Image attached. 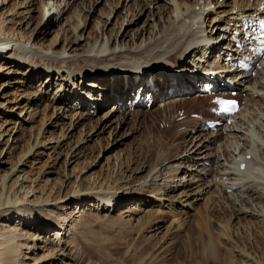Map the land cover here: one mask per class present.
Wrapping results in <instances>:
<instances>
[{
	"label": "bare ground",
	"instance_id": "1",
	"mask_svg": "<svg viewBox=\"0 0 264 264\" xmlns=\"http://www.w3.org/2000/svg\"><path fill=\"white\" fill-rule=\"evenodd\" d=\"M257 4L258 0H0V144L6 156L0 157V264H79L87 218L108 214L104 211L110 212L112 205V211L117 210L129 196L134 200L119 207L112 218L131 229L148 226L147 237L161 232L167 237L178 229L175 222L185 220L190 208L201 202L197 218L204 229L203 256L264 264V63L254 67V74L229 66L241 54L231 38L235 22L263 14ZM187 54L192 55L189 60ZM166 60L177 67L170 71L173 75L166 73ZM148 71L151 81L146 84ZM203 80H217L223 88L231 83L243 92L241 107L229 122L207 130L205 117L194 119L188 116L193 110H186L194 122L190 119L193 123L182 127L181 146H173L175 155L150 167L128 168L145 172L135 183L123 186L124 179L114 175L96 182L90 175L77 179L73 170L78 169L70 163L78 160L75 154L89 141L107 143L109 135L122 141L138 130L129 119L140 118L144 113L137 108L151 104L130 108L124 95L134 84L144 87L152 101L181 87L199 86L193 97L180 100L192 105ZM49 89L47 102L42 96ZM109 99V110L93 120V107L105 106ZM176 110L169 112V122L175 120ZM37 114L39 125L31 129L26 122ZM87 120L92 122L83 131ZM52 138L57 140L49 146ZM71 140L61 169L53 168L55 147ZM43 155L38 167L42 175L24 170L26 161ZM239 160L245 162L242 168L236 166ZM151 199L154 209L141 206ZM73 203L81 206L73 208ZM138 211L143 215L135 217Z\"/></svg>",
	"mask_w": 264,
	"mask_h": 264
},
{
	"label": "rangeland",
	"instance_id": "2",
	"mask_svg": "<svg viewBox=\"0 0 264 264\" xmlns=\"http://www.w3.org/2000/svg\"><path fill=\"white\" fill-rule=\"evenodd\" d=\"M144 17L141 18V20H143ZM48 35H50V33ZM190 54H187L185 56V59L188 58L187 60H189V58H191L192 56ZM157 64L162 65L164 64V62H158ZM175 68L177 67L175 66H173L172 68L167 67L166 73L173 75V73L170 71ZM136 86L137 84H134L132 88H135ZM197 87L199 86H193L192 88H183V87L178 88V90H176L175 93H171V92L168 93L165 96L166 97L165 99L154 100V102L151 103L150 107L137 108V109H142L143 111L141 113L144 114L139 116L141 119L140 118H136L135 120L129 119V122L131 121L129 125H134V127H138V130H136L130 136L125 137L122 141L115 140L117 139V137L115 138L114 135H109V139H108L109 141L107 143L104 140H97L98 142L94 140L89 141L88 142L89 144L87 143L88 145L85 146L82 152H78L79 154L78 153L75 154V157L78 156L77 157L78 160L75 161L77 162V164H75V162L70 163V166H76V169H78L77 172L73 170L74 174H78L77 179H79L80 177L83 178L84 176L86 178L87 175H90L91 178L89 180L96 182V181H100L101 179H106L110 175L112 176L114 175L115 177H120L121 179H124L123 186H126L129 183L130 184L135 183V181L139 178V176L145 173L144 170L131 172L130 171L131 169L136 170V168L142 164L150 167L153 166L155 163H158V161L161 162L163 160H167L171 156L175 155L173 146L177 144L181 146L180 141L182 140L181 138H183L182 130L184 129L182 128L178 130L179 128L177 129V127L175 126L169 128L168 126H160L159 120L164 116L168 118L166 121L169 122L171 118V116L169 118V112L171 111V109L180 108L175 106L174 104L185 106V111L186 109H188L187 111H189L190 109L196 110L198 107V102L205 103L206 98L208 96H200V97L196 96L198 98V101L196 100L195 103L192 105H190L188 102L185 104L181 102L186 98V95L188 94L192 93L190 97L186 99L193 97V95L196 94L195 90L197 89ZM35 88H31L29 90L34 91ZM131 89L129 90V92L131 91ZM48 92L43 94L42 96V98L45 99L47 102L49 101V97L52 95V90L49 89ZM164 92L165 91L163 89L160 90V93H164ZM86 93L87 91L83 90L82 95L86 97ZM128 93L124 95L125 98L128 97ZM106 101H108L109 103L107 102L105 106L99 108L93 107L94 112L97 111L95 114L93 112V120L102 116L104 112L108 111L109 107H111V105L113 104L112 99ZM43 102L44 101H42L41 103L43 104ZM156 114H161V116L160 115L154 116ZM205 114L211 115V113L209 112H206ZM40 116H41L40 114H37L33 118L34 121L33 120L27 121L26 122L27 126H31V129L34 126L33 129H35L37 125H39ZM107 116L109 117L110 113L106 116H103V119H105ZM150 116H153V118ZM187 121L188 120H186L187 125L185 126H190L194 122V120H192L193 122L190 120L188 122ZM48 122L49 121H47L46 123ZM91 122H92L91 120H87V122L85 121V124L87 126L84 125L83 131H86L89 128L88 126ZM80 127L81 126H79L78 128ZM54 129H55L54 134L55 133L57 134L58 131L60 130L58 125L55 126ZM122 131L123 129L120 132ZM174 131L177 133H175ZM75 132L78 133V131ZM74 139H76V136L74 137ZM54 140H57V138H52L51 141H49L50 142L49 146L55 143ZM62 142L63 143L59 147H55L56 152L55 151L54 152L57 155V157H56V162L55 161L54 163L52 162L54 164L53 168L55 169H61L60 163L65 157V151L70 146L71 143H72L71 146L73 145L72 140L66 142L62 141ZM115 142L118 143L115 144ZM170 147L172 149H170ZM2 148L4 149L0 157H3L5 152V146L3 143L0 144V150ZM73 148L71 150H73ZM51 150L52 149L50 148L45 149V151L47 152H51ZM71 152L72 151H69V154ZM74 152H72V155L74 154ZM43 157L44 155L38 161L36 160L26 161L25 165L22 167L30 174L33 175L37 174L38 176H40L43 173L41 172V169H39L38 167ZM5 158L6 156H4L2 159ZM8 161L11 160L9 159ZM89 161H91L92 163L87 164ZM8 166H9L8 163H4L5 168H7ZM54 176L55 173L53 174V177ZM93 176H96L97 178L100 179L96 178L93 180L92 178ZM84 184L86 186L89 185L87 181ZM136 196L137 194H135V197ZM132 200L134 199H132L131 196L127 197L125 199V203L120 204L119 207L122 206L124 207V205L129 204ZM151 201L153 203V199H151L150 202H146L147 204L145 203L146 205H141V206L146 207L145 209L150 208L152 210L154 209L155 205L153 206L151 204L149 205ZM201 205L202 203L199 202L196 206H194L193 209L190 208L189 210L190 214L189 216L184 218L185 220L182 219L176 221L175 223L178 229L176 228L177 230L172 232L173 234L169 233L167 235V233H165L167 237L163 236V232L155 234L151 237H147L149 233L148 230L150 227L143 226V228L135 227V229L134 228L131 229L127 224H123V222H121L119 219L112 218L115 216L113 214L116 213V211H118L119 209V207H116L115 209L117 210L112 211L113 209V205H112V209L110 212H108L109 211L108 209H107L108 211L107 210L104 211L108 213V214H104L105 216L103 215L101 217L100 215L98 217L94 216V218L92 217L87 218V220L89 219L90 220L89 222L87 221L86 226H83L82 232L84 235L81 234V239H80L81 244L84 247L83 250L84 258L82 257V259L79 261V264H88V263L90 264V262L91 264H201L202 259L203 261H205V264H235L236 261L234 260L233 262H226L223 260V257L220 260H218L219 259L218 256L216 257V259H214L210 257L206 258V256L202 255L201 250H203L204 229H203V225H201L199 219L197 218V216H199V212L201 211L202 213L203 206ZM76 206L77 205L73 203V208H75ZM80 206L81 204H78L77 208ZM142 215L143 212L141 211H138L136 214H134L135 217ZM169 220L171 221L172 219ZM164 241L167 243H165ZM161 245L163 246L161 247ZM166 245H167V249H165ZM127 249H129V251H127Z\"/></svg>",
	"mask_w": 264,
	"mask_h": 264
},
{
	"label": "snow or ice",
	"instance_id": "3",
	"mask_svg": "<svg viewBox=\"0 0 264 264\" xmlns=\"http://www.w3.org/2000/svg\"><path fill=\"white\" fill-rule=\"evenodd\" d=\"M218 103L222 105H226L223 110L224 111H234L235 110V101H223V100H218Z\"/></svg>",
	"mask_w": 264,
	"mask_h": 264
}]
</instances>
